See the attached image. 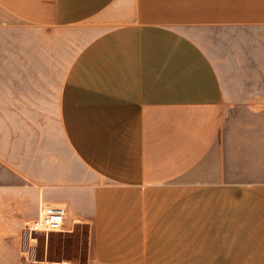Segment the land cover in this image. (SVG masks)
<instances>
[{
	"label": "crops",
	"instance_id": "0c3cea01",
	"mask_svg": "<svg viewBox=\"0 0 264 264\" xmlns=\"http://www.w3.org/2000/svg\"><path fill=\"white\" fill-rule=\"evenodd\" d=\"M42 204L85 260L23 258ZM0 264H264V0H0Z\"/></svg>",
	"mask_w": 264,
	"mask_h": 264
},
{
	"label": "rangeland",
	"instance_id": "374dc122",
	"mask_svg": "<svg viewBox=\"0 0 264 264\" xmlns=\"http://www.w3.org/2000/svg\"><path fill=\"white\" fill-rule=\"evenodd\" d=\"M38 36L44 40L41 34L38 33ZM71 41H74V39L67 32H51L47 30V47L53 48V57L57 61H66L65 50L60 53L62 51L60 47L73 45ZM46 205L51 206V204ZM67 217L68 215H66L65 230L39 234L37 262H45L47 258L50 260L71 259L78 262L86 259L89 229L82 222L75 223L76 227L69 226Z\"/></svg>",
	"mask_w": 264,
	"mask_h": 264
},
{
	"label": "built area",
	"instance_id": "2783aa9c",
	"mask_svg": "<svg viewBox=\"0 0 264 264\" xmlns=\"http://www.w3.org/2000/svg\"><path fill=\"white\" fill-rule=\"evenodd\" d=\"M66 215L67 209L63 206L42 204L38 217L22 222L20 241L25 260L37 262L39 234L65 230Z\"/></svg>",
	"mask_w": 264,
	"mask_h": 264
}]
</instances>
